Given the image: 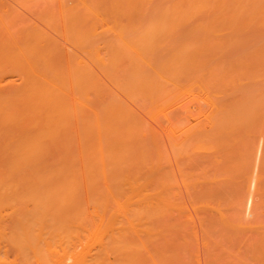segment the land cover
Masks as SVG:
<instances>
[{"label": "bare ground", "instance_id": "obj_1", "mask_svg": "<svg viewBox=\"0 0 264 264\" xmlns=\"http://www.w3.org/2000/svg\"><path fill=\"white\" fill-rule=\"evenodd\" d=\"M240 129L264 136V0H0V264H189L193 212L205 264H264V149L248 222L250 137L229 202L183 164Z\"/></svg>", "mask_w": 264, "mask_h": 264}, {"label": "rangeland", "instance_id": "obj_2", "mask_svg": "<svg viewBox=\"0 0 264 264\" xmlns=\"http://www.w3.org/2000/svg\"><path fill=\"white\" fill-rule=\"evenodd\" d=\"M39 6V5H38ZM34 8H36V10L37 11H39L38 9V7H34ZM34 10V9H33ZM32 10V12L34 13V12H37L36 10H34L33 11ZM31 11L29 12V11H24L23 12V17L24 18H26V19H34L35 18V16H34V14L32 13ZM29 13V14H28ZM33 16V17H32ZM229 85L230 86H232L230 83H229ZM229 85H228V87H229ZM213 87L215 88V86L213 85ZM227 87V88H228ZM233 87V86H232ZM227 88H225L226 89V91H227ZM112 89V88H111ZM232 88H228V93L227 94H225V97H224V101L226 102V101H228L230 98H227V96H231L232 95V93H233V90H235V88H233L232 90H231ZM231 92V93H230ZM178 95V94H177ZM187 96V95H186ZM178 97V96H177ZM225 98H227V99H225ZM125 99V98H124ZM177 100V99H176ZM174 101V103L175 104H177V105H174L173 106V110H174V107L176 108L175 110H174V115L176 116V114H178V117H180V118H183V119H181L182 120V122H185L184 120H188V119H190L191 120V118H196L195 116H197V115H195V116H191V117H189L188 119L186 118L187 116V111L189 110H187V111H185L184 110V108H186L185 106H188L189 105V101L191 100H189L188 101V97H184L182 94H180L179 95V97H178V103L180 104V103H182L183 104V106L180 104H178V103H176L177 101ZM185 101H187L186 103H183V102H185ZM192 101V100H191ZM126 102H130V101H126ZM147 102V101H146ZM145 102V103H146ZM149 102V101H148ZM147 102V104H145V106H147L149 103ZM193 102V101H192ZM135 103V106H133L132 104H134ZM133 103V101L131 102V103H129V104H131L130 106H132V109H134V110H136V111H141L142 110V112H143V109L141 108L142 106L140 105V101H139V103H138V101H135ZM136 103H137V105L139 104V106H137L136 105ZM193 103H195V102H193ZM192 103V104H193ZM190 104H191V102H190ZM191 106H192V108H194V109H192L191 108ZM195 106H196V104H195ZM195 106L194 105H190L189 107H187V108H191L192 110H190V113L191 114H195V112H196V108H195ZM133 107H135V108H133ZM137 107H139V109L137 110ZM170 108V107H169ZM169 108L167 109V110H169ZM181 108V109H180ZM170 110H171V108H170ZM177 110V111H176ZM182 110V111H181ZM183 111H185V113L183 112ZM192 111L194 112V113H192ZM187 112V113H186ZM138 113V112H137ZM140 113V112H139ZM137 114V115H141V114ZM189 113V114H190ZM146 114V113H145ZM145 114L144 115H141V116H143L144 118H146V116H145ZM201 113H199V115H200ZM184 115H185V117H184ZM148 117V116H147ZM171 117V116H170ZM148 118H146V119H144V120H147ZM161 119H163V118H161ZM165 119V118H164ZM142 120V119H141ZM166 120V119H165ZM193 120V119H192ZM148 122H150L149 120H148ZM163 123L162 124H164V121H162ZM185 123H188V122H185ZM148 125V123L146 124V127H149V126H147ZM149 125H151V124H149ZM161 125V124H160ZM160 125H158V126H160ZM166 125H168V123L166 122ZM165 125V127H164V130L166 131V126ZM152 126V125H151ZM164 126V125H163ZM163 126H160V128L162 127L163 128ZM154 128H155V126H154ZM160 128H158L157 127V130L159 129L160 131H161V129ZM149 128H147V130H148ZM237 129L238 128H236L235 130L237 131ZM242 129V128H241ZM240 129V133H235L236 131H232L233 132V134L235 135L234 136V138L233 137H231L232 135H230V137H228V138H223V139H225V143H227V140H228V145H223L222 147H224V149L222 150H220V158H218L217 156H215L214 157V154H216V153H214V154H212L213 155V158H212V155H211V153H210V155L207 153V151H204V150H197V152L196 151H189L188 152V157L186 158V156H185V160L186 159H188L187 161H185V160H183L185 163H183V161H182V163L183 164H185V166L187 167V169L188 170H191L192 172L193 171H196V172H199V170L200 169H205V173H207V174H204V176H206V177H217L218 178V180H216L215 181V183H213V184H211V183H209V186H207L205 183V185L203 184L202 185V182L201 183H199V187L197 188V189H200L201 187L203 188V186L205 187V186H207V187H205V188H207V189H209V191L211 192V194H213L214 195V193H215V195L216 196H218L219 197V199H223V198H226V199H228V202L230 201V199H233V197L235 196V188H236V186L234 185L235 184V182H237V179H239L238 177L240 176V175H238V172H236V171H234V172H228L227 170V172H225V173H227V175L229 174V176L231 175V177H232V182H230L231 181V178H230V180H228L226 177H227V175L224 173V169H225V167H226V163L227 164H229L230 162L229 161H231V160H233V159H236V161L235 162H238V152L240 153V150L242 151V150H244L243 149V141L241 142V140H244L245 138H247L246 136H247V133L249 134V132L251 131V130H248V132L247 133H245L247 130L246 129H243V131ZM158 130V131H159ZM163 130V129H162ZM164 130H163V132H164ZM245 130V131H244ZM152 131H153V129H152ZM149 133H150V131H149ZM166 132H164V134H165ZM252 133L253 134H255L254 136L252 135ZM252 133H250L251 134V136L250 135H248L249 137H250V139H248V140H250L249 142H252L253 143V148H251V151H252V149H253V151L254 152H256L257 151V153H254L253 151V153H254V155L252 156V159H251V161H250V165H249V167H250V169H249V167H248V171H250V172H248L247 171V173L249 174V176H250V181L251 180H253L252 181V183H253V185H252V183H251V185H250V189H248L247 188V193H249V194H247L246 193V198L244 197V200L246 201V203H244V201H243V206H242V211H241V214H242V216L244 217V219L248 222V221H250L251 219H253V217H254V214H255V201H256V198H257V195H256V190L255 189H253L252 187H254L255 186V182H254V179L256 180V176L260 173V171H261V159H259V158H262V149H264V146H262V145H264V143H261V142H264V136H262V134H261V132H258L257 130H256V133H255V131L253 130L252 131ZM163 134V133H162ZM239 136H238V135ZM181 135V133L179 134V136H178V134L176 135V137H175V139L177 138V139H182V137L180 136ZM160 137H162L161 136V134L159 135ZM164 136V135H163ZM166 137H168V136H166ZM166 137L164 138V140L166 139ZM223 137V136H222ZM224 137H226V136H224ZM252 138H254V139H252ZM160 139H162L161 140V142L163 141V138H160ZM168 140H169V138H167ZM167 139L164 141L165 143L167 142ZM231 140H232V142H231ZM248 140H244V141H248ZM231 143H230V142ZM240 141V142H239ZM168 142H170V141H168ZM224 143V142H223ZM255 143V144H254ZM162 144V143H161ZM250 144V143H249ZM259 144V145H258ZM163 145H165L164 143H163ZM167 145L170 147L171 146V144L169 145L168 143H167ZM167 145H166V148L165 149H167L166 151H165V153L167 154L168 153V155H166V157H167V160L169 159V158H171V161L170 160H168V162H169V165H171V167L169 168L171 171H172V169L173 170H175L174 172H172V173H174L175 174V176L177 175V176H179V173H178V171H177V167H178V165H177V167H176V165L174 164V162H173V159L175 160V162H177L178 161V158H176V156H174L175 158H173V154L175 155L176 154V152L175 151H173L172 150V153L173 154H171V152H169L171 149L169 148V147H167ZM230 145V146H229ZM241 145H242V147H241ZM251 146H252V144H251ZM256 146L258 147V150H257V148H256ZM161 147H162V145H161ZM164 147V146H163ZM220 147V146H219ZM230 147V148H229ZM255 148H256V151H255ZM163 149V148H162ZM164 149V150H165ZM170 149V150H169ZM220 149V148H219ZM261 149V150H260ZM163 150V151H164ZM169 150V151H168ZM204 151V152H203ZM235 151V152H234ZM261 151V152H260ZM218 152V151H217ZM226 152V153H225ZM258 152H260V153H258ZM201 153V154H200ZM203 153V154H202ZM207 153V154H206ZM232 153V154H231ZM252 153V154H253ZM218 154V153H217ZM216 154V155H217ZM219 154H218V156H219ZM260 154V155H259ZM256 155V156H255ZM259 155V156H258ZM172 156V157H171ZM254 156H255V158H254ZM258 156V157H257ZM261 156V157H260ZM218 158V159H216V160H218L219 162H220V164H219V162L217 161H214V158ZM228 160H227V159ZM257 158V159H256ZM254 159H255V161H254ZM258 160H259V162H258ZM171 162V163H170ZM179 162V161H178ZM177 162V163H178ZM187 162V163H186ZM225 165H224V164ZM179 164V163H178ZM252 165V166H251ZM229 166V165H228ZM169 167V166H168ZM222 167H224L223 169H221ZM227 169H228V167H226ZM198 170V171H197ZM229 170V169H228ZM255 172V173H254ZM241 172H239V174H240ZM253 174V175H252ZM225 175H226V177H225ZM252 175V176H251ZM176 176V177H177ZM176 177H174L175 178V180H177L178 179V181L180 182H178L177 184L180 186V188H181V177L179 176L177 179H176ZM224 177L227 179V181L229 182V183H231V184H229L226 180H224ZM205 178V177H204ZM221 178L223 179V181L221 180ZM229 178V177H228ZM180 179V180H179ZM219 179H220V181H219ZM202 180H204L203 178H202ZM219 181V182H218ZM177 182V181H176ZM175 182V183H176ZM225 182V183H224ZM222 183V184H221ZM202 186H201V185ZM178 185H176V186H178ZM182 186H184L183 184H182ZM201 186V187H200ZM233 186H234V188H233ZM179 187L177 188V190L178 189H180ZM205 188H203V189H205ZM210 188H212V189H210ZM182 189V190H181ZM180 189V191H178V192H181L182 191V193H183V195H184V197H182V199L183 198H185V200H186V198L188 197V196H186L187 194V191L185 190L186 188H184V187H182ZM249 190V191H248ZM254 190H255V192H254ZM254 193H253V192ZM186 192V193H185ZM252 195V196H251ZM248 196H249V198H248ZM217 197V198H218ZM250 197L252 198L251 199V203H250ZM248 199V200H247ZM249 203H250V205H249ZM254 203V204H253ZM246 207H245V206ZM250 206H252L251 208H250ZM249 207V208H248ZM229 208H231V207H229ZM229 208H228V211L226 212L229 216H231L232 214H233V210H229ZM245 210V211H244ZM193 212V211H192ZM246 213V214H245ZM193 214V217L195 218V221H194V223H193V225H190L192 228L190 229V232H189V234L191 235V242H192V247H191V250L193 251V253L195 254V256H194V258L191 260V262L189 263V264H205L206 262H205V259H207V255L209 254V253H205L204 251H205V247L203 246V244H202V236L203 235H201L203 232L201 231L202 229H203V226L200 224V222L198 221V219H197V217H196V215L194 214V212L192 213ZM199 214V216L200 217H202V214H204L203 212H198L197 213V215ZM201 214V215H200ZM206 215V214H205ZM204 216V215H203ZM233 216V215H232ZM205 217H209L208 215L207 216H205ZM195 224V225H194ZM219 225L217 224L216 226H214L213 225V227L211 226V228H214L215 230H217V229H222V228H220L221 226H219ZM194 227H195V229L196 230H194ZM197 227V228H196ZM199 227V228H198ZM223 227V226H222ZM244 228H246V227H244ZM224 229V228H223ZM238 228H234L233 229V231H237L239 234H240V236L243 234V232L245 233V229H242L241 228V231H242V233H240L239 232V230H237ZM240 229V228H239ZM212 230V229H211ZM232 230V229H231ZM230 230V231H231ZM193 231V232H192ZM213 231V230H212ZM195 232H197L196 234H195ZM232 232V231H231ZM247 233H245L246 235H248L249 233H248V231H246ZM237 233V235H238V238L240 237L239 236V234ZM200 234V235H199ZM244 234V235H245ZM195 235H196V237H195ZM244 235L241 237V239L244 237ZM199 238H198V237ZM188 237V236H187ZM198 239L199 241H197V242H195L196 240L195 239ZM202 238V239H201ZM249 239H251V237L249 238ZM248 239V240H249ZM239 242H243V239L242 240H239V239H237ZM237 240H235V243L237 242ZM252 240H253V238H252ZM251 240V243L253 242ZM177 241V240H176ZM244 241H246V240H244ZM188 242H190V239H188ZM238 242V243H239ZM248 242V241H247ZM246 242V243H247ZM250 242V241H249ZM199 244V245H198ZM229 243H227V245H228ZM240 244V243H239ZM247 245H250V243L249 244H247ZM202 246H203V248H202ZM204 249V250H203ZM206 249H208V247H206ZM210 251L212 250V248L211 249H209ZM208 250V251H209ZM207 251V250H206ZM207 251V252H208ZM206 254V255H205Z\"/></svg>", "mask_w": 264, "mask_h": 264}]
</instances>
